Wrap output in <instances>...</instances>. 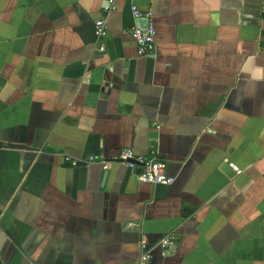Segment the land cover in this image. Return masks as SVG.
Instances as JSON below:
<instances>
[{"label":"crops","instance_id":"1","mask_svg":"<svg viewBox=\"0 0 264 264\" xmlns=\"http://www.w3.org/2000/svg\"><path fill=\"white\" fill-rule=\"evenodd\" d=\"M107 1L0 0V264H264V0Z\"/></svg>","mask_w":264,"mask_h":264},{"label":"built area","instance_id":"2","mask_svg":"<svg viewBox=\"0 0 264 264\" xmlns=\"http://www.w3.org/2000/svg\"><path fill=\"white\" fill-rule=\"evenodd\" d=\"M114 1L108 0L104 8L106 12H111L114 9ZM132 15L135 19L145 18L148 21L144 29L135 27L131 29L130 34L135 42L136 54L138 57L152 55L155 49V28L151 23L152 13L150 11L142 12L136 6L131 7ZM94 33L99 38H104L107 35V26L103 19L95 21ZM153 153V152H151ZM62 162L69 167H77L81 163L92 164L99 163L103 169H107L110 164H118L130 170L138 169L137 179L142 183L149 185H172L175 181L173 177L166 174L165 164L157 158H145L136 155L131 149L122 150L117 156L106 159L103 156L87 157L84 160L72 159L69 156H63ZM229 166L237 173L241 171L233 163ZM175 240L173 235L163 238L159 245L166 250ZM153 258L152 248L149 245L148 237L144 233L139 237V256L136 264H151Z\"/></svg>","mask_w":264,"mask_h":264},{"label":"water","instance_id":"3","mask_svg":"<svg viewBox=\"0 0 264 264\" xmlns=\"http://www.w3.org/2000/svg\"><path fill=\"white\" fill-rule=\"evenodd\" d=\"M9 148H12V149H20V150L29 149V147H27L25 145H18V144H11V145H9Z\"/></svg>","mask_w":264,"mask_h":264}]
</instances>
